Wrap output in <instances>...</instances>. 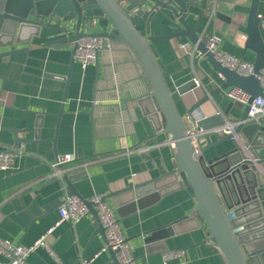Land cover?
I'll use <instances>...</instances> for the list:
<instances>
[{
    "label": "crops",
    "instance_id": "0c3cea01",
    "mask_svg": "<svg viewBox=\"0 0 264 264\" xmlns=\"http://www.w3.org/2000/svg\"><path fill=\"white\" fill-rule=\"evenodd\" d=\"M210 2L198 36L213 32L223 39V53L253 64L255 53L245 49L252 0ZM200 11L193 6L183 15L189 27L198 25ZM258 14L264 17V0H260ZM173 19V14L164 11L135 24L145 36H168L180 31ZM63 37L44 29L29 41L0 48V53L14 51L0 58V153L21 144L25 152L15 159L12 169L0 170V239L30 246L55 225L60 219L62 187L49 177L50 163L57 156L73 154L78 168L68 175H79L73 186L84 201L94 194L107 197L137 264H163V254L178 249L186 251V258L168 264H227L223 254L210 247L208 230L197 216V200L178 182L166 178L158 187L145 186L142 197L116 195L130 185L158 179L157 169L143 168L141 147L159 150L169 171L174 168V149L167 143L166 131L157 132L138 105L151 87L133 50L115 43L110 53L103 52L97 63L83 69L73 57L72 43L59 41ZM183 43L191 42L180 37L172 43L156 40L150 44L180 114L187 118L192 106L210 95L197 109L196 118L219 113L224 121L240 122L245 108L225 98L227 90L220 89L223 78L206 56L198 50L191 54L192 48H181ZM195 79L200 85L181 95L178 89ZM187 119L191 127L194 122ZM216 139L203 138L202 146ZM234 147L228 141L207 156L223 155ZM95 223L91 213L77 224L61 223L48 238L57 258L39 248L28 258L29 264H81L82 259L97 254L90 264H116L110 250L102 251L106 238ZM152 235L154 239L149 240ZM7 263L0 255V264Z\"/></svg>",
    "mask_w": 264,
    "mask_h": 264
},
{
    "label": "water",
    "instance_id": "95a60500",
    "mask_svg": "<svg viewBox=\"0 0 264 264\" xmlns=\"http://www.w3.org/2000/svg\"><path fill=\"white\" fill-rule=\"evenodd\" d=\"M210 3V0H0V48L29 41L44 29L64 35L59 39L61 42L74 44L90 36L108 37L115 43L128 45L139 58L150 81L151 93L139 98L138 105L156 131H166L169 141L175 144L174 168L168 170L159 150L143 151L140 155L145 164L143 168L157 169L158 179H152L146 185H130L116 195L130 193L142 197L143 187L153 184L158 187L163 179H173L197 200V216L208 230L210 247L222 253L227 264H264V179L258 174L254 162L234 141L233 134L212 141L202 147L199 155L195 154L189 139L187 118L203 129L222 126L225 121L219 113L195 117L197 109L209 100L210 95L196 102L187 118L180 114L150 45L156 40L172 43L173 39L186 37L200 54L206 56L213 71L223 78L221 90L234 87L246 91L252 99L264 96L256 77L264 70V17L258 14L260 0H252L245 26V49L256 55L253 63L255 75L252 76H241L224 68L213 54L207 52L206 38L201 39L197 31ZM193 6L201 8L195 28L189 27L183 17ZM164 11L173 14V21L180 31L168 36L148 37L137 29V20L148 21L150 15ZM75 51L76 46L72 49L73 57ZM13 52L0 53V58ZM194 88L195 80H191L178 90L185 95ZM249 111L250 107L246 106L235 134L250 144L258 165L264 167V119L247 121ZM228 141L234 142L233 150L208 158L212 148ZM78 176L67 174L61 180L56 177L51 180L59 181L61 187L66 186L69 196L82 199L73 186ZM85 202L89 213L95 216L96 230L105 234L94 205ZM154 237L152 235L149 240ZM110 251L115 263L119 264L115 252Z\"/></svg>",
    "mask_w": 264,
    "mask_h": 264
},
{
    "label": "built area",
    "instance_id": "2783aa9c",
    "mask_svg": "<svg viewBox=\"0 0 264 264\" xmlns=\"http://www.w3.org/2000/svg\"><path fill=\"white\" fill-rule=\"evenodd\" d=\"M214 14V12H213ZM213 14L211 16H213ZM210 17L209 23L212 22ZM206 38V49L207 52L213 54L215 59L224 67L231 71L236 72L241 76H252L255 75L254 65L244 59L236 57L231 54H225L220 50V45L223 41L222 37L212 33L203 35L201 39ZM115 42L108 37H90L85 36L79 39L72 47L76 46L74 54L75 59L79 62L83 69L87 66L97 63L99 61V55L103 52H111ZM183 49H191V54L197 51V47L191 43H183L180 45ZM205 56V55H203ZM259 80L261 88L264 90V70L260 74L256 75ZM196 86L200 85V80L195 79ZM225 98L231 103L239 104L244 108L250 107L249 118L247 121H258L264 118V96L252 99L251 95L246 91H242L238 88H228L225 93ZM224 125L203 129L198 127L195 123L188 128L189 139L193 143L194 152L199 155L202 149L203 138L214 136L216 138H222L229 134L234 135V141L245 154V156L254 162L257 167L258 174L264 179V167L258 165V158L254 156L251 150V146L246 141H243L239 136L235 134L238 123L225 121ZM172 148H175V144L172 141H168ZM153 149L152 147H141L138 152L147 151ZM25 155L22 144L16 148H11L0 153V170L6 171L13 168L15 159ZM76 156L73 154L57 156L54 162L50 163V178L62 179L67 175L72 168H78L74 166ZM67 187H62L61 206L59 208L60 219L51 227L43 236L37 239L30 246H20L12 244L9 241L0 239V255L7 258V264H29L28 258L30 255L39 248L46 249L53 257L57 258V255L48 241L50 235L53 234L56 227L63 222H69L70 224H77L83 218L89 215V209L84 200L76 196H69ZM94 205L96 214L99 217L101 225L105 232L106 245L102 249L103 252L112 250L115 252L117 262L119 264H137L134 250L129 244L119 221L117 214L114 209L107 201V197L104 194H94L89 200ZM82 259L81 264H90L94 258ZM186 258V251L178 249V251H168L163 254V264H168L171 261Z\"/></svg>",
    "mask_w": 264,
    "mask_h": 264
}]
</instances>
